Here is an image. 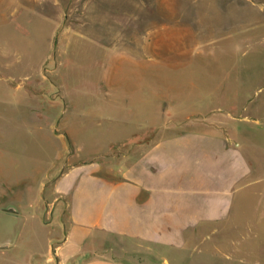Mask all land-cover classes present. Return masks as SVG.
I'll use <instances>...</instances> for the list:
<instances>
[{"label": "rangeland", "instance_id": "rangeland-1", "mask_svg": "<svg viewBox=\"0 0 264 264\" xmlns=\"http://www.w3.org/2000/svg\"><path fill=\"white\" fill-rule=\"evenodd\" d=\"M9 1L0 11V264L41 259L34 217L64 206L54 182L71 165H96L117 137L185 131L239 145L251 173L228 219L169 263L264 264V0Z\"/></svg>", "mask_w": 264, "mask_h": 264}, {"label": "crops", "instance_id": "crops-1", "mask_svg": "<svg viewBox=\"0 0 264 264\" xmlns=\"http://www.w3.org/2000/svg\"><path fill=\"white\" fill-rule=\"evenodd\" d=\"M13 2L0 0V11ZM131 138L107 142L96 165H71L56 179L53 202L65 204L34 217L46 249L33 264H72L79 256L81 264H170L228 219L251 173L239 145L212 131Z\"/></svg>", "mask_w": 264, "mask_h": 264}, {"label": "water", "instance_id": "water-1", "mask_svg": "<svg viewBox=\"0 0 264 264\" xmlns=\"http://www.w3.org/2000/svg\"><path fill=\"white\" fill-rule=\"evenodd\" d=\"M8 212H15L14 209H7ZM84 256L77 257L72 264H81L82 260L84 259ZM167 264V263H162Z\"/></svg>", "mask_w": 264, "mask_h": 264}]
</instances>
